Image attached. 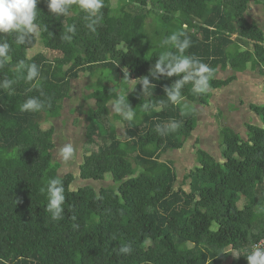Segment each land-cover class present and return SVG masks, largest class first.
Returning <instances> with one entry per match:
<instances>
[{"label": "trees", "instance_id": "1", "mask_svg": "<svg viewBox=\"0 0 264 264\" xmlns=\"http://www.w3.org/2000/svg\"><path fill=\"white\" fill-rule=\"evenodd\" d=\"M252 3L264 7V0H104L102 22L92 32L75 6L67 17H56L47 0H38V38L18 44L14 35H0V42L11 46L0 80H16L12 95L0 89V264H248L243 253L264 237V103L250 104L261 124L246 123L247 138L221 127L220 159L196 141L197 162L185 175L187 189L176 187L177 170L161 157L183 148L196 128L197 106L209 104L212 90L249 68L264 76V26L248 19ZM73 24L71 42L63 41L65 28ZM181 31L192 42L186 54L214 69L208 93L194 94L190 83L182 89L183 102L195 106L187 115L168 102L164 90L178 77L149 75L165 51L160 41ZM38 40L60 55L29 56ZM19 60L37 64L39 89L18 78ZM125 67L135 80L124 77ZM226 70L227 77L217 76ZM81 73L93 78L88 98L94 107L87 114L80 177L112 180L99 190L92 183L73 188L76 175L60 172L51 132L41 126L59 113L71 81ZM145 75L155 86L142 94L138 83ZM135 85L128 92L134 121L116 115L123 124L120 135L109 104ZM33 96L51 106L22 111ZM162 101L161 111H143V104L151 108ZM172 122L179 123L177 131L156 132L157 125ZM57 176L66 196L60 221L45 211L47 197L40 192ZM123 244L131 245L130 254H118ZM228 251L243 253L226 262Z\"/></svg>", "mask_w": 264, "mask_h": 264}, {"label": "clouds", "instance_id": "2", "mask_svg": "<svg viewBox=\"0 0 264 264\" xmlns=\"http://www.w3.org/2000/svg\"><path fill=\"white\" fill-rule=\"evenodd\" d=\"M37 3L38 0H0V35L15 36L18 44H26L39 36V26L35 22L37 19ZM49 12L56 17H67L70 11L75 8L82 11L86 27L95 32L103 19L102 9L104 0H47ZM76 33V26L68 25L64 33L61 35L63 41L71 42L72 36ZM71 34V35H70ZM191 39L185 32H173L171 35L164 37L159 47L165 49L155 62V65L150 69L149 75L159 79L161 74L165 77L176 76V79L170 87H165L167 100L172 105L181 107V114L187 115L195 111V106L183 102L182 89L185 85L191 84V91L196 95H203L210 91V80L214 77V69L208 64L202 62L195 56L187 55L186 51L191 46ZM174 50V51H173ZM11 46L7 41L0 42V69H2L10 61ZM14 71L19 74L18 78H22L31 84L32 89L41 87L40 69L35 63H26L25 60H19L14 66ZM26 73V75H25ZM125 78H128V69H124ZM16 83L13 79L0 80V89L12 95V86ZM138 84H142V94L146 93L149 88L155 86L149 80V76H143ZM135 86H130L125 94L117 93L115 100L110 104L113 106L112 112L122 117V120L133 122L135 118V110L128 100V92L134 91ZM43 95V93H41ZM161 105L153 104L151 108L149 104H143L145 113L151 111H161ZM46 106L50 107V101L41 100L39 97L33 96L28 98L22 105V111L39 112ZM120 126V122H115ZM179 123L172 122L171 124L161 127L157 125L156 132L163 136L166 132H175L179 128ZM58 155L63 161H69L75 155V149L71 143H66L59 148ZM42 194H46L47 204L45 211L51 214L54 221L63 219L65 212L64 203L66 200L65 188L62 179L57 176L49 178L45 186L40 188ZM252 247V245H251ZM247 253L231 252L236 258L240 254L246 255L248 264H264V247L254 246ZM132 251L130 244H123L118 254H130ZM222 253V252H221ZM227 253V252H223ZM4 264H7L5 261Z\"/></svg>", "mask_w": 264, "mask_h": 264}, {"label": "rangeland", "instance_id": "3", "mask_svg": "<svg viewBox=\"0 0 264 264\" xmlns=\"http://www.w3.org/2000/svg\"><path fill=\"white\" fill-rule=\"evenodd\" d=\"M248 19L256 21L264 26V7L259 4H251L247 13ZM39 37V36H38ZM37 37V38H38ZM44 52L49 59L60 55L57 51H51L44 48L42 42L37 41L36 45L29 50V56ZM230 70L219 72L217 76L225 78ZM93 78L85 73L71 81V90L69 96L61 103L60 111L48 122L42 123V128L51 132V139L55 143L53 149L54 159L61 162V173L73 172L76 180L73 188L93 184L97 190L102 184L112 183L111 179L106 181L83 180L80 177V164H84L86 159V126L88 124L87 114L90 108L94 107V100L88 98L91 93V84ZM113 102V101H112ZM110 102V104L112 103ZM264 102V76L258 74L252 68L238 73V77L231 84L220 89L212 90V97L208 105L197 106V125L191 137H189L183 148L174 149L162 155L163 160L172 161L178 174L176 187L183 186L188 188L185 183V175L189 169L197 162L194 148L196 141L200 147L209 151L217 158H221V151L224 149L220 138V129L223 126H231L242 137L247 138L246 123L261 124L260 118L250 108V104H260ZM109 104L111 110V119L113 122H120L117 131L124 135L123 124L120 117L112 112L113 106ZM141 121L137 120V123ZM66 143H71L75 149V155L69 161H63L58 155L59 148ZM220 145V149H219ZM85 154V156H83ZM244 200L240 202L242 207ZM230 256L226 262H230Z\"/></svg>", "mask_w": 264, "mask_h": 264}, {"label": "built area", "instance_id": "4", "mask_svg": "<svg viewBox=\"0 0 264 264\" xmlns=\"http://www.w3.org/2000/svg\"><path fill=\"white\" fill-rule=\"evenodd\" d=\"M254 246H261V247H264V237H263V238H260V239L257 240V241H255V242L252 244L251 249H252Z\"/></svg>", "mask_w": 264, "mask_h": 264}, {"label": "crops", "instance_id": "5", "mask_svg": "<svg viewBox=\"0 0 264 264\" xmlns=\"http://www.w3.org/2000/svg\"><path fill=\"white\" fill-rule=\"evenodd\" d=\"M264 103V102H263ZM260 104H262V103H260ZM239 133V132H238ZM171 151V150H170Z\"/></svg>", "mask_w": 264, "mask_h": 264}]
</instances>
